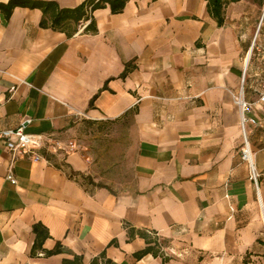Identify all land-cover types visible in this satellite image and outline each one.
Listing matches in <instances>:
<instances>
[{
    "label": "crops",
    "instance_id": "obj_1",
    "mask_svg": "<svg viewBox=\"0 0 264 264\" xmlns=\"http://www.w3.org/2000/svg\"><path fill=\"white\" fill-rule=\"evenodd\" d=\"M263 15L258 0H228L221 25L209 0H129L54 28L38 7L0 12V127L31 120L47 140L39 161L0 148V264H264V129L247 127L258 192L233 98ZM260 68L248 115L263 120ZM130 116L134 186L81 182L75 124Z\"/></svg>",
    "mask_w": 264,
    "mask_h": 264
},
{
    "label": "rangeland",
    "instance_id": "obj_2",
    "mask_svg": "<svg viewBox=\"0 0 264 264\" xmlns=\"http://www.w3.org/2000/svg\"><path fill=\"white\" fill-rule=\"evenodd\" d=\"M258 2L263 8L264 0ZM255 39L249 69L259 64L261 72L264 70V21L259 29L257 27L245 57ZM81 118L67 141V144L74 142V150L82 153L89 163L90 169L81 176V182L92 187L108 186L117 191L131 189L135 184L137 154V133L133 117L108 121Z\"/></svg>",
    "mask_w": 264,
    "mask_h": 264
},
{
    "label": "built area",
    "instance_id": "obj_3",
    "mask_svg": "<svg viewBox=\"0 0 264 264\" xmlns=\"http://www.w3.org/2000/svg\"><path fill=\"white\" fill-rule=\"evenodd\" d=\"M256 39L252 43V49L254 51ZM260 49L259 46H257ZM252 57L245 64V68L242 73L241 84L236 92H233V98L235 104L238 106L241 114V128L243 133V146H242V158L246 161L251 170V178L254 185L259 192V174L257 172L254 162V149L251 140L248 135L247 127L249 125L259 126L264 129V119L258 120L256 117H250V113L255 106V102L251 101L248 97V70ZM261 88L259 92L258 102L264 103V78L260 81ZM31 120H25L21 122L16 128H2L0 127V148L4 144L13 154V158L28 156L34 161L41 160L42 156L38 152L44 145L46 138L42 135L29 134L25 131L26 126ZM16 137V139H14ZM47 141V140H46ZM50 148L58 149L63 148L64 143L61 140L49 139ZM68 149L74 150V142H70L66 145ZM13 181L16 179L10 175Z\"/></svg>",
    "mask_w": 264,
    "mask_h": 264
},
{
    "label": "trees",
    "instance_id": "obj_4",
    "mask_svg": "<svg viewBox=\"0 0 264 264\" xmlns=\"http://www.w3.org/2000/svg\"><path fill=\"white\" fill-rule=\"evenodd\" d=\"M129 0H88L76 8L61 9L55 2H44L36 0H12L7 4H0V12L10 17L17 6H30L41 8L45 14L42 21L43 26H49V18L52 20V27H62L67 22L74 21L79 23L90 18L91 14L107 4L111 5L114 13L122 11ZM228 0H209V9L222 25L225 21V7ZM88 30L95 31L96 25L94 20L87 27ZM153 248H147L144 252ZM158 254L157 251H155Z\"/></svg>",
    "mask_w": 264,
    "mask_h": 264
},
{
    "label": "bare ground",
    "instance_id": "obj_5",
    "mask_svg": "<svg viewBox=\"0 0 264 264\" xmlns=\"http://www.w3.org/2000/svg\"><path fill=\"white\" fill-rule=\"evenodd\" d=\"M252 53H253V49L251 47V50L247 53V56H246V62H248L252 56ZM261 199V198H260Z\"/></svg>",
    "mask_w": 264,
    "mask_h": 264
},
{
    "label": "water",
    "instance_id": "obj_6",
    "mask_svg": "<svg viewBox=\"0 0 264 264\" xmlns=\"http://www.w3.org/2000/svg\"><path fill=\"white\" fill-rule=\"evenodd\" d=\"M263 18H264V15H263Z\"/></svg>",
    "mask_w": 264,
    "mask_h": 264
}]
</instances>
